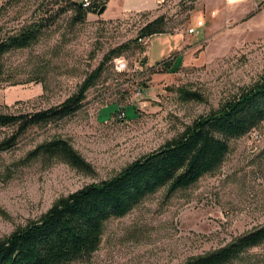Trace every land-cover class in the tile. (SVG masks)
Segmentation results:
<instances>
[{"label": "rangeland", "instance_id": "1", "mask_svg": "<svg viewBox=\"0 0 264 264\" xmlns=\"http://www.w3.org/2000/svg\"><path fill=\"white\" fill-rule=\"evenodd\" d=\"M135 1V10L123 11L120 0H93L110 3L106 14L78 20L74 8L60 13L68 0H0V39L42 18L52 23L35 44L5 55L0 112L32 113L64 102L110 51L127 45L107 62L79 112L31 128L0 153V240L38 221L60 198L157 151L264 79V5L241 10L226 0ZM159 17L164 34L140 44L141 29ZM120 58L127 64L122 72L115 65ZM11 131L1 129L0 140ZM58 138L91 170L60 159L27 160L38 145ZM167 191L109 220L99 249L71 264H184L263 227L264 121L230 141L218 170L188 189ZM233 264H264V244Z\"/></svg>", "mask_w": 264, "mask_h": 264}, {"label": "trees", "instance_id": "2", "mask_svg": "<svg viewBox=\"0 0 264 264\" xmlns=\"http://www.w3.org/2000/svg\"><path fill=\"white\" fill-rule=\"evenodd\" d=\"M83 1V0H82ZM68 0L77 19L98 12L102 5L83 7ZM59 13V14H60ZM49 19H40L19 32L0 39V77L6 54L35 44ZM163 17L147 23L140 38L162 35ZM127 45L110 51L103 63L64 102L32 113L0 112V130L11 129L0 140V153L12 150L31 128L64 120L79 112L88 91L101 78L108 61L120 56ZM190 98H198L190 93ZM264 121V79L224 103L219 110L196 120L163 147L131 163L110 179L93 183L60 198L38 221L0 240V264H71L89 259L100 247L106 223L122 218L148 196L167 187L168 196L197 184L218 170L230 152V141L248 134ZM60 159L71 167L88 172L91 166L62 138L46 141L28 153L27 160ZM264 244V226L240 236L230 244L184 264H233L247 250Z\"/></svg>", "mask_w": 264, "mask_h": 264}, {"label": "crops", "instance_id": "3", "mask_svg": "<svg viewBox=\"0 0 264 264\" xmlns=\"http://www.w3.org/2000/svg\"><path fill=\"white\" fill-rule=\"evenodd\" d=\"M228 3L236 5V7H238V9L240 8L241 10L243 7L246 9L254 10V9H258L260 5H264V0H238V1L228 2ZM120 4H121V8L123 9V11H131L133 9L135 10L138 7V2L135 0H120ZM144 4L149 5L150 3L144 2ZM109 6H110V3H108L107 5V10ZM180 45L182 44H179V46Z\"/></svg>", "mask_w": 264, "mask_h": 264}, {"label": "built area", "instance_id": "4", "mask_svg": "<svg viewBox=\"0 0 264 264\" xmlns=\"http://www.w3.org/2000/svg\"><path fill=\"white\" fill-rule=\"evenodd\" d=\"M226 1L233 2V1H238V0H226ZM82 5L85 8L90 7L92 5L91 0H83ZM195 32H196V29H193V28L189 29L190 34H193ZM138 41L140 44L147 46V45H149L148 43L150 42V38H147V37L139 38ZM115 65H116V69L120 72L127 69V64L124 62L123 58L117 59L115 61ZM256 137H258V136L256 135Z\"/></svg>", "mask_w": 264, "mask_h": 264}, {"label": "water", "instance_id": "5", "mask_svg": "<svg viewBox=\"0 0 264 264\" xmlns=\"http://www.w3.org/2000/svg\"><path fill=\"white\" fill-rule=\"evenodd\" d=\"M107 10V6L104 5L101 7V9L97 12L99 15H103Z\"/></svg>", "mask_w": 264, "mask_h": 264}]
</instances>
